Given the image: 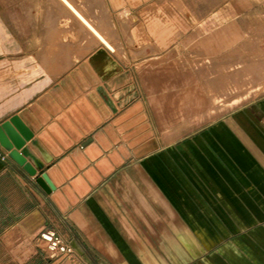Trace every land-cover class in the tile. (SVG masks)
<instances>
[{
  "label": "crops",
  "instance_id": "crops-1",
  "mask_svg": "<svg viewBox=\"0 0 264 264\" xmlns=\"http://www.w3.org/2000/svg\"><path fill=\"white\" fill-rule=\"evenodd\" d=\"M240 2L251 0L106 7L133 15L130 42L165 53L204 14ZM98 33L111 50L49 81L0 57V128L18 116L32 133L20 149L0 138V264H264V98L161 144L129 86L131 67ZM46 230L74 254L50 256Z\"/></svg>",
  "mask_w": 264,
  "mask_h": 264
},
{
  "label": "rangeland",
  "instance_id": "rangeland-1",
  "mask_svg": "<svg viewBox=\"0 0 264 264\" xmlns=\"http://www.w3.org/2000/svg\"><path fill=\"white\" fill-rule=\"evenodd\" d=\"M106 6V0H0V57L24 63L28 80L49 81L98 47L109 48L98 36L106 32L112 52L131 67L129 86L145 102L161 144L264 98V0L204 14L203 25L165 53L130 42L135 18Z\"/></svg>",
  "mask_w": 264,
  "mask_h": 264
},
{
  "label": "water",
  "instance_id": "water-1",
  "mask_svg": "<svg viewBox=\"0 0 264 264\" xmlns=\"http://www.w3.org/2000/svg\"><path fill=\"white\" fill-rule=\"evenodd\" d=\"M3 131L6 133L4 134ZM7 135V136H6ZM32 136V133L28 130V128L23 124L21 119L18 116H14L11 119V122H6L0 128V138L2 144L9 150L12 149L13 146L16 149H20L25 144V141ZM11 156L16 158L21 163H26V159L19 154L16 150L11 152ZM26 167L32 172L35 173L34 170L30 168L29 165ZM43 183H47L51 188H53V184L49 180L47 174L42 175Z\"/></svg>",
  "mask_w": 264,
  "mask_h": 264
},
{
  "label": "built area",
  "instance_id": "built-area-1",
  "mask_svg": "<svg viewBox=\"0 0 264 264\" xmlns=\"http://www.w3.org/2000/svg\"><path fill=\"white\" fill-rule=\"evenodd\" d=\"M41 238L49 251L50 256H72L74 249L70 243L64 241L55 231L46 230L41 233Z\"/></svg>",
  "mask_w": 264,
  "mask_h": 264
}]
</instances>
